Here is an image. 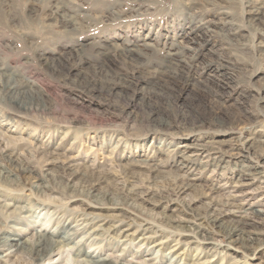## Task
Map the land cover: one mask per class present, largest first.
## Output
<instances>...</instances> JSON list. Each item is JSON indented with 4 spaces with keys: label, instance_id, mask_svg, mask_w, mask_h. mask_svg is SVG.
<instances>
[{
    "label": "rangeland",
    "instance_id": "obj_1",
    "mask_svg": "<svg viewBox=\"0 0 264 264\" xmlns=\"http://www.w3.org/2000/svg\"><path fill=\"white\" fill-rule=\"evenodd\" d=\"M263 1L7 0L8 13L5 15L7 16L5 20H2L4 14L2 10L0 11V60L6 65L19 67L31 79L36 80V86L46 109L24 112L0 103V147L13 148L19 160L27 162L35 169L43 168L46 175L43 184L49 188V191L43 196L36 192L32 193L27 188L19 189L21 177L15 173L10 175L12 183L19 186L15 191L9 186H6V189L0 188V225L7 227L8 230L12 227L10 232L29 239L32 233L51 232L62 224L69 225L70 232L76 233L73 239L74 245L83 244L86 253L113 262L168 264L170 260H179L177 252L171 249L177 243L180 251L186 247V254L178 264H193L191 258L201 252L215 254L216 257L212 259L216 260L217 264H234V262L264 264V250L255 257L233 252L224 254L220 250L226 242L216 235H210L211 240L208 243L210 245L202 244V241H199L200 245H186L190 240L176 236L166 223L160 222L164 214L174 219L185 218L168 209L169 207L173 209L175 204L192 203L195 210L203 211L213 203L231 201L233 205L227 207L225 211V224L245 219L264 231V221L254 219L250 213L251 208L260 213L264 212V173L253 179L239 181L236 173L243 170L241 166L248 163L253 165L257 161L247 152H238L234 146L237 144L236 138L242 126L236 123L239 116L259 115L260 121L256 124V130L264 132V110H260L251 97L255 93L254 90L264 89V58L259 56L254 48L256 43L264 42V18L257 27L249 23L248 13L246 15L250 10L248 6L252 7ZM1 3L0 0V6ZM57 7L63 9L71 19H53L54 22L51 17ZM237 28L240 31L236 35ZM204 40L215 46L211 56L204 59L197 58L198 67L210 65L218 57L235 65L236 68L229 67L226 70L234 77L233 82L229 84L232 89L231 95L217 100L207 91L185 90L181 93L178 104L183 103L192 116L200 115L204 120V127L195 130L194 138L186 142L178 141L175 139L176 135L170 132L145 137L141 134L135 141L128 131L132 122L126 114L122 116L120 111L123 105L127 106L128 99L120 95L107 94L106 84L100 82L93 84L90 81L89 66H93L95 60L93 53L98 50L104 51L107 45L137 46L138 49L143 48L147 56H151L153 52L148 51L149 47L146 48L144 45L150 44L153 48L160 49L159 56L162 57L169 44L189 48L196 43H203ZM238 44L248 46L240 50L236 47ZM81 49L84 58L88 59L89 66L82 67L80 71L73 70L70 79L53 76L35 60L38 54L53 57L57 53L76 54L75 51ZM206 49L208 46H204L200 52ZM189 53L192 55L193 51ZM116 54L115 52L111 55V67L123 71L125 67ZM104 66L108 67L109 64L104 63ZM256 70L262 73L256 74ZM243 94L250 97L245 98ZM142 97L145 99L140 92L134 97L138 106L144 102ZM154 101L150 102L149 109L159 108L158 115L169 119L175 118L174 110L165 105L159 106V103ZM208 101L213 102V108L207 107ZM138 106H128L129 114L140 112ZM218 111L224 118L225 133H216L211 124L208 126L214 120L215 112ZM192 122L190 120V123ZM215 141L218 142L220 150L230 156L225 158L219 167L213 165L214 155L192 149L195 145ZM244 141L242 139L241 142ZM47 142L58 147L60 152L67 154L69 158H74L75 163H87L91 168L94 167L97 173L94 176L87 174L86 179L96 178L100 174L107 182H111L114 176L122 177L125 173L124 162L123 160L119 162L117 157L125 158L126 148L132 149L130 153L135 155L149 157L153 156L150 149L153 146L158 147L159 151L156 150L158 153L154 155L156 164L170 159L179 149L184 155L195 160L194 166L186 169L165 166L149 172L142 167L143 165L140 167L138 165L134 169L132 184L135 187L145 186L152 193L167 195L165 191L173 182L200 179L201 183L211 182L214 191L198 197L196 193L199 190L191 188L179 195H171V201L164 203L160 208L141 201L134 202L135 205L131 209L146 221L142 225L149 223L151 229L156 232L145 234L146 241H142L140 237L143 226L137 231V235L132 237L114 235L105 230L98 231L100 223L94 228L83 220L85 217L83 215L89 213L88 215L93 217L98 212L85 209L69 198L71 195L81 194V183L75 181L73 189H69L65 185V180L56 176L51 167L44 163L39 149ZM254 147L260 150L263 148L258 144H253ZM169 154L171 156L168 158ZM262 166L264 168V163ZM120 182L122 183L121 180ZM101 188L102 191L106 190L105 186ZM13 199L20 201L15 206L26 205V210L21 212L11 207L14 203ZM114 202L120 203V200L116 198ZM100 214L109 222L114 223L118 220L115 212L103 211ZM126 223L132 224L129 221ZM134 230L132 227V231ZM160 241L161 245L158 244ZM73 244L55 251L43 264H83L81 258L75 257V249L71 247ZM151 254L157 259H150ZM18 257L10 260L14 262Z\"/></svg>",
    "mask_w": 264,
    "mask_h": 264
},
{
    "label": "bare ground",
    "instance_id": "obj_2",
    "mask_svg": "<svg viewBox=\"0 0 264 264\" xmlns=\"http://www.w3.org/2000/svg\"><path fill=\"white\" fill-rule=\"evenodd\" d=\"M1 1L0 11L2 10V13L4 14L2 20H5L7 18L5 15L8 13L6 9L8 7V2L7 0ZM203 1L207 2L211 0ZM248 7L250 8L249 12H246V15L247 13L249 15L248 21L253 26L258 27L264 18V1L256 3L252 7ZM52 15V20H62L63 18L71 19L60 7H57ZM44 19L46 20V18ZM238 29L239 28L235 30L236 35L240 31H238ZM182 36H184L183 33ZM144 45L146 48L149 47V49H147L148 51L153 52L151 56H147L143 52V48L138 49L137 46L114 47L107 45L104 51L98 50L93 53L95 54L93 66L88 65V59L84 58L82 49L80 51H75L76 54L73 52L70 54L57 53V55L53 57L45 54H38L36 55L35 60H37L36 62H39V64L50 74L63 79H70L72 71L75 69L80 71L84 66L91 67L89 73L91 75L90 81L93 82V84H96L97 82L104 83L106 84L107 94L120 95L122 98L128 99L127 106L123 105V107L120 108V111L121 115L126 114V117L131 120L132 126L128 131L135 141L140 138L141 134L145 137L146 135L169 134L170 132L172 135H176L175 139L178 141H189L194 138L195 130L204 127V120L200 115L192 116L191 112L186 110L183 106V103L182 105L178 104L181 93L185 90L195 92L207 91L210 96L212 95L216 99L223 97L227 98L232 93L229 84L233 82L234 77L231 74H228L226 70H228L229 67H236L235 65L226 62V60L224 61L223 58L218 57L215 59V63L211 62L212 64L199 68L197 58L204 59L211 56L215 46L205 40L203 43H196L189 48L182 47L178 44H169L162 57L159 56L160 49L157 50L150 44ZM204 46H208V49L204 50V52L207 53H204L203 51L200 52V50L204 49ZM246 46L248 45L238 44L236 47H239L238 49L240 50H244ZM254 48L255 51L259 53V56L264 58V42L256 43ZM185 49L186 51H184ZM191 50L193 51L192 55L189 53ZM115 52L117 53L116 57L120 58L125 67V70L123 71L118 70L113 66L111 67V55ZM104 63L109 64V66L105 67ZM261 73V71L256 70V74ZM78 75L76 76L78 77ZM36 84V80L31 79L26 75V72L19 67L6 65L0 60V103L4 106L24 112L45 110L46 105L42 101V95ZM223 90H226V92ZM254 91L255 93L251 97L256 101L259 109L264 110V89H257ZM139 92L140 95L145 96V99L142 97L144 102H142L140 106H138L137 101L134 98ZM243 96L245 98L250 97L244 94ZM152 100L157 101L159 106L165 105L174 110L176 115L175 118L169 119L168 117L158 115L159 108L157 107V109H149L148 106H151L150 102H152ZM212 103V101L207 102L209 105L207 107L209 109L213 108ZM128 106H138L140 107V112H137V114L134 115L131 113L129 114ZM190 120L193 122L190 123ZM259 121L260 116L254 114L239 116L238 119H236V123L242 126L239 130V136L236 138L237 144L234 145L235 150L238 152H247L257 161L253 165L248 163L241 166L243 170L236 173L239 181L253 179L264 173V168L262 166L264 163V139H262V137H264V132L256 130V124ZM210 124L216 133H225L224 118H222L220 111L215 112L214 120L210 122L208 126H210ZM242 139L245 141L241 142ZM72 144L74 143H71V145ZM217 144L218 142L216 141L209 143L204 142L202 145H195L192 149H199V152L203 151L211 153V155L215 156L214 159H212L213 165L219 167L220 163L224 162L225 158H229L230 156H227V154L220 150V147ZM238 144H240V146ZM253 144H258V146L263 147L262 150L255 147L253 148ZM237 146H239V148H237ZM186 147L188 148V146ZM39 150L40 154L43 155L44 163L51 167L56 176L65 180V185L69 189H73L75 181L81 183V194H79V196L71 195L69 198L73 203H77L85 209L93 210L94 213L98 212L97 214L91 213L94 214L93 217H90L88 215L89 213L83 215L85 216L83 220L86 224L95 228L97 223H100L101 225H99L98 231L105 230L114 235L118 234L124 237L137 235V231L143 226L142 223L146 222L131 209L136 201L148 203L153 207L160 208L164 203L171 201V195H179L191 188L199 190L196 193L198 197H202L208 192L211 193L214 191V185L211 182L201 183L202 181L200 179L173 182L170 186L168 185V188L166 189L167 191H165L167 195L152 193L147 190L145 186L135 187L132 184L134 169L138 167V165L139 167L143 165L142 167L146 168L149 172H154L157 168L165 166L173 168L177 167L179 169H186L189 166H194L195 160L190 158V156L184 155L183 151L179 149L170 159L165 160V162L160 161L156 164L154 155L159 151L158 147L153 146L150 149V152H153V156L149 157L135 155L130 153L132 152V149L130 150L126 148L127 155L125 158L117 157L119 162L123 160L126 169L125 173L122 170L124 173L123 176H114L111 182H107L104 177L100 176V174H98L99 176H96V178L86 179L87 174L94 176L95 173H97L96 169L94 167L91 168V165H87V163H75L74 158H69L67 154L60 152V149L56 146H52L50 142L41 146ZM170 156L171 154L168 155V158ZM135 157L141 159L136 160ZM44 171L43 168L35 169L27 162L19 160L18 155L13 148L0 147V188L2 187L6 189L5 187L9 186L14 191L17 190L19 185L17 186L12 183V179L10 180V175L15 173L21 177L22 182L19 189L24 190V188H27L32 193L36 192L37 194L39 193L44 196L45 192L49 191V188L43 184L46 179ZM119 180L122 181V183L120 182L121 184L119 183ZM103 186L106 187V190L103 189L104 191H102L101 188ZM116 198L117 200H120V203L114 202ZM13 202V206L11 207H15L17 211L22 212L23 210H26L25 204L23 207L15 206L20 202L18 199H13ZM216 203H213L212 206L203 211L195 210L192 203H180V205L175 204L173 209L171 207L168 209L171 210V212L185 216V218L181 219L176 217L174 219L172 216L164 214L160 219V222L166 223L169 228L176 233V236L186 237L187 240H190L186 245H200L199 241H202V244L210 245L208 244L211 240L210 235H216L226 242L225 246L220 250V252L224 254H226V252H233L235 254L243 253L246 256L255 257L264 250L263 230L258 229L253 223H249L245 221V219L231 222L228 225L225 224V211H227V207L233 205V202ZM8 206L9 205H6V207ZM167 206H169V204ZM103 211L115 212V217L118 218V220L114 223L107 221L106 217L100 214ZM250 213L254 219L264 221V212L260 213L256 209L251 208ZM126 221L132 222V224L126 223ZM116 223L119 224L117 225ZM145 224L146 225H144L140 231L142 241H146L147 239L145 238V234L156 233L151 229L149 223ZM1 225L0 264H43L45 260L54 254L55 251L72 245L74 236H76L74 231L70 232L71 230L68 229L69 225L65 224L54 228L51 232L38 231L32 233L30 239L19 236L15 232H10V228L13 229L12 227H9L8 230L7 227ZM132 227H134V231H132ZM178 241L179 240L177 239L176 242ZM160 243L161 241L158 244L161 245ZM177 245L178 244L176 243L171 249L177 252L179 260H170L168 264H178L186 254V247L180 251V248H178ZM190 246H188V248ZM71 247L72 249H75V257L81 258L83 264H127L121 261L113 262L103 257H94L84 251L83 244H73ZM3 253L8 254L3 256ZM17 256L19 257L16 258L14 262L10 260V258ZM215 257V254L201 252L196 253V255L191 258V261L193 264H217L218 262L212 259ZM150 259H157V257L152 255ZM235 263L236 262H234V264Z\"/></svg>",
    "mask_w": 264,
    "mask_h": 264
}]
</instances>
